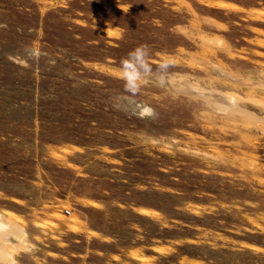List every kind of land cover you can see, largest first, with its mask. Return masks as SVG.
Instances as JSON below:
<instances>
[{
  "label": "rangeland",
  "instance_id": "1",
  "mask_svg": "<svg viewBox=\"0 0 264 264\" xmlns=\"http://www.w3.org/2000/svg\"><path fill=\"white\" fill-rule=\"evenodd\" d=\"M0 237V264H264V9L0 0Z\"/></svg>",
  "mask_w": 264,
  "mask_h": 264
},
{
  "label": "trees",
  "instance_id": "2",
  "mask_svg": "<svg viewBox=\"0 0 264 264\" xmlns=\"http://www.w3.org/2000/svg\"><path fill=\"white\" fill-rule=\"evenodd\" d=\"M252 2H250V4H246V3H240V0H225V2H228V3H231L233 5H237L241 8H245L246 10L247 9H260V10H263L264 9V2H257V0H251ZM252 3V4H251ZM224 12H227V11H224ZM233 14V12H232Z\"/></svg>",
  "mask_w": 264,
  "mask_h": 264
},
{
  "label": "clouds",
  "instance_id": "3",
  "mask_svg": "<svg viewBox=\"0 0 264 264\" xmlns=\"http://www.w3.org/2000/svg\"><path fill=\"white\" fill-rule=\"evenodd\" d=\"M143 49L142 48H138L136 49V54L137 56H139L142 53ZM31 55H37V53L32 52ZM125 64H127V62H125Z\"/></svg>",
  "mask_w": 264,
  "mask_h": 264
},
{
  "label": "bare ground",
  "instance_id": "4",
  "mask_svg": "<svg viewBox=\"0 0 264 264\" xmlns=\"http://www.w3.org/2000/svg\"><path fill=\"white\" fill-rule=\"evenodd\" d=\"M1 238V237H0Z\"/></svg>",
  "mask_w": 264,
  "mask_h": 264
}]
</instances>
